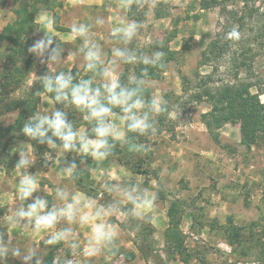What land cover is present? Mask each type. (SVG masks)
Instances as JSON below:
<instances>
[{"label": "rangeland", "instance_id": "obj_1", "mask_svg": "<svg viewBox=\"0 0 264 264\" xmlns=\"http://www.w3.org/2000/svg\"><path fill=\"white\" fill-rule=\"evenodd\" d=\"M200 1L0 0L4 3L0 5V34L15 23L20 7L28 17L19 40L22 57L15 43L0 41V246L18 247L22 256L30 249L37 254L25 261L8 251L0 264H36L37 258H42L43 264H264V133L255 134L251 146L243 145L238 141V120L216 128V121L205 116L211 109L206 90L231 80L235 75L233 59L240 61L245 52L252 55L253 65L251 69L242 67L238 78L253 83L250 91L259 92L264 102V8L244 19L241 27L234 26L240 34L238 40L224 35L222 39L230 46L203 64L202 52L209 42L226 30L225 26L236 23L227 11L240 14L242 2L220 0L219 5L201 9ZM248 6L261 7L260 0L248 1ZM43 17L54 18L55 30L49 33L53 43L43 57L37 58L28 48L45 38ZM121 18L129 22L138 19L141 25L129 44L115 35ZM73 25L84 26L85 35L73 39ZM86 40L89 46L99 45L100 68L113 67L112 50L116 47L126 48L138 58L155 51L165 53L163 68L138 61L115 65L122 84L134 87V78L143 79L145 98H162L166 111L153 117L157 121L154 135L132 133L127 143L116 144V154L110 158L112 174L87 167L85 159L90 156L43 146L22 132L24 124L37 113L44 115L55 108L67 113L74 129L91 134L94 125L84 120L87 113L70 104L53 103L39 81L45 74L54 78L75 70L76 83L92 79L94 87L102 85L99 69L93 72L86 68ZM53 49L58 53L55 62L49 59ZM26 64L31 67L27 75L20 70L15 73ZM119 111L114 109L117 114ZM207 118L211 128L205 124ZM112 119L119 125L118 115ZM132 144L144 145L146 150L133 151ZM19 148L34 159L26 169L16 168ZM159 160L164 165L162 174H156ZM73 162L79 175L71 178L63 174V168ZM24 174L34 175L38 181L37 191L27 202L20 201L16 192ZM149 181L156 182L153 188L158 195L150 212L142 218H130L123 212L107 218L119 234L114 254H86L91 225L71 226L80 246L74 249L72 240L46 245V232L9 223L11 212L22 203L26 207L35 196L47 199L49 207L58 203L57 187L67 186L73 192L77 188L99 206L119 199L102 187L104 183L137 182L149 188ZM119 202L122 209L131 207L127 201ZM161 207L164 212H159ZM64 227L66 222L61 221L56 230Z\"/></svg>", "mask_w": 264, "mask_h": 264}, {"label": "clouds", "instance_id": "obj_2", "mask_svg": "<svg viewBox=\"0 0 264 264\" xmlns=\"http://www.w3.org/2000/svg\"><path fill=\"white\" fill-rule=\"evenodd\" d=\"M43 28L46 33L42 38L28 48L29 53H35L37 58L44 56L49 46L53 43V36L49 35L54 31V18L43 17ZM141 25L138 22H129L121 18L120 26L116 27L115 35L124 44L131 43L139 34ZM87 29L84 26L71 27V36H84ZM228 38L238 40L240 34L234 27L228 34ZM84 58L86 68L97 72L104 80L100 86H93V80H80L73 84L74 77L68 73L61 72L54 78L51 74L40 77V83L45 93L51 94L49 99L53 103L70 104L80 112L87 113L84 120L92 123L91 134L85 130H76L67 119V113L53 108L50 113L41 115L37 113L28 120L22 132L32 140H38L40 144H47L53 149L63 150L64 153L73 151L85 156H91L97 161L106 160L113 155V149L117 141L128 142L126 133H136L140 136L154 135L157 131V121L153 119L160 113L166 111L165 102L162 98H148L144 96L145 81L141 78H134L129 87L121 83L115 72V65L119 62L134 63L139 62L144 65L163 68V58L165 53L155 51L150 56L143 54L139 58L130 53L126 48H113L114 57L112 68L100 66L103 64L99 45L91 44L86 40L84 44ZM50 61L58 59L57 50L53 49ZM41 63H46L40 59ZM146 72L147 69H144ZM119 109V114L114 109ZM118 115L119 126L112 118ZM51 132V136L48 133ZM55 138V139H54ZM61 143L58 145L56 140ZM111 141V143H110ZM132 150L136 152L145 151V146L132 144ZM19 160L17 169H26L34 163V159L28 151L19 148ZM76 163L63 168L65 176L73 178L79 172ZM102 187L117 196L119 199L99 205L94 198L86 194H77L67 186L55 189V199L58 203H53L49 207V201L40 196H35L31 203H22L20 207L11 212L9 223L16 227H31L37 233L46 232L48 238L44 241L46 245H55L60 242L72 240V247L79 248L76 241V234L72 225H91V235L87 240V252L89 256L102 255L105 253L114 254L117 248L119 234L117 228L107 219L117 213L123 212L132 218H142L145 213L150 212L155 207L158 199L157 193L142 187L137 182L104 183ZM38 189V181L34 175L24 174L17 184V198L22 202H27ZM127 201L131 206L122 209L120 200ZM61 221L66 222V227L56 230V226ZM8 251L15 257H22L25 261L36 256V251L30 249L28 255L22 256L18 247L9 249L0 246V259ZM36 264H43L42 258L36 259Z\"/></svg>", "mask_w": 264, "mask_h": 264}, {"label": "trees", "instance_id": "obj_3", "mask_svg": "<svg viewBox=\"0 0 264 264\" xmlns=\"http://www.w3.org/2000/svg\"><path fill=\"white\" fill-rule=\"evenodd\" d=\"M220 0H201L200 1V8L207 9L216 5H219ZM248 1L252 0H241L242 7L241 12L238 14L233 10H228L227 12L231 13L234 18V23L231 25H227L226 30L219 31L217 33L216 38L211 40L207 46V48L202 52V61L201 63L207 64L208 61L212 59L218 58L217 55L224 52V50L229 45V41L227 39L223 40L222 37L228 34V30L231 31L234 26L241 27L243 20L247 19L248 17H252L254 13H259V8H264V0H260L261 7H249ZM1 6L4 3L0 4ZM21 11H16L17 20L13 25H9L5 27V33L0 34V41L6 39L7 42L15 43L19 48H17L16 52L18 56L23 55L22 51V44H19L20 37L25 32V27L27 24V11L24 7H20ZM224 9V7H223ZM23 12V15H22ZM264 16V12L261 13ZM135 22L139 23L138 19H135ZM264 30V25H263ZM7 32V33H6ZM264 37V31L263 35ZM15 48V49H16ZM14 49V52H15ZM20 52V53H19ZM242 59L240 61H236V58L233 59L232 67L235 68L234 77L231 80H225L221 82L218 86L214 87L212 90L207 89L206 95L208 96V102L211 105V109L205 113L206 117H210L211 119L216 121V128L221 127L223 124L231 121L233 119L238 120L240 122V141L241 144L251 146L255 142V134L257 133H264V102H262L259 98L260 93H252L250 91L251 86L254 84L250 81H247V78L240 79L238 78L239 70L244 67L247 69H251L253 65V57L249 53H243ZM245 56V57H244ZM29 65V63H28ZM27 64L23 65V67H19L15 69V73L19 70L23 75H27L29 71H31V67ZM75 70L71 71V75L73 76ZM152 76H156L151 74ZM74 77V76H73ZM208 79L212 80V75H208ZM73 84H76V79L74 77ZM44 91V90H43ZM264 93V89L262 91ZM48 94V93H47ZM49 96L51 94H48ZM35 103L32 105L34 106ZM205 124L208 128H211V121L210 119H206ZM128 138L130 139L133 134L126 133ZM51 136V133L49 134ZM55 139V138H54ZM38 141V140H37ZM56 143L59 145L61 142L57 139ZM111 143V141H110ZM119 141L116 142L118 144ZM43 146H48L46 143ZM113 154H116L113 151ZM113 156V155H112ZM112 156L108 157L106 160L111 158ZM105 160V161H106ZM101 163H94L90 159H85V165L90 168H98Z\"/></svg>", "mask_w": 264, "mask_h": 264}, {"label": "crops", "instance_id": "obj_4", "mask_svg": "<svg viewBox=\"0 0 264 264\" xmlns=\"http://www.w3.org/2000/svg\"><path fill=\"white\" fill-rule=\"evenodd\" d=\"M119 126V125H118ZM238 141H240L239 139H238ZM242 146V145H241ZM90 159L92 160V162H93V160H95V159H93L91 156H90ZM159 162H161L156 168V174H162V170H161V168L162 167H164V165H163V163H162V161H160L159 160ZM96 163H101L100 164V166L98 167V168H95V169H97L98 171H103V172H107L108 174H112L111 173V171H110V169L111 168H113L114 167V164H112L113 163V161L109 158L108 160H103V161H97L96 160ZM116 169L118 170V168L116 167ZM105 170V171H104ZM121 172V171H120ZM111 178H113V177H111ZM154 180L156 181V179L154 178ZM152 182V181H149L150 182V186H149V188L148 189H150V190H152L153 192H155V189L153 188V186H155V184H156V182ZM47 187H51L50 186V183H48L47 182ZM75 193H77V194H85L84 192H82V191H80V190H78L77 188H75ZM164 212V208H160V210H159V212ZM156 227V226H155Z\"/></svg>", "mask_w": 264, "mask_h": 264}]
</instances>
